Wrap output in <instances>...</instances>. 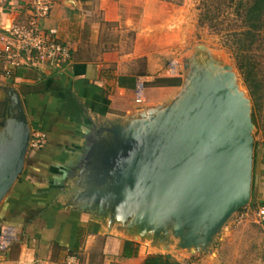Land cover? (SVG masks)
I'll return each mask as SVG.
<instances>
[{"label":"water","instance_id":"95a60500","mask_svg":"<svg viewBox=\"0 0 264 264\" xmlns=\"http://www.w3.org/2000/svg\"><path fill=\"white\" fill-rule=\"evenodd\" d=\"M208 59L169 104L97 132L82 175V210L133 240L199 254L250 204L252 103L233 67ZM9 103L0 132V205L23 174L32 134L18 96Z\"/></svg>","mask_w":264,"mask_h":264},{"label":"crops","instance_id":"0c3cea01","mask_svg":"<svg viewBox=\"0 0 264 264\" xmlns=\"http://www.w3.org/2000/svg\"><path fill=\"white\" fill-rule=\"evenodd\" d=\"M30 3L0 0V50L5 48L4 31L26 17ZM118 6L114 0H56L42 26L56 30L59 41L70 47L72 63L62 71L22 67L13 81L0 73V132L9 101L18 96L31 132L47 140L43 149H29L23 174L0 205V230L12 226L20 236L0 255V264H92L96 252L117 264H143L150 255H166L81 209L79 195L88 185L82 175L97 132L117 119L139 118L169 104L179 89L156 85L170 77L157 73L153 62L144 72L126 71L134 55L119 58L108 51L103 26L121 22ZM142 84L145 103L139 106L135 92ZM252 198L258 206L264 204V147L254 167ZM126 242L138 246L136 257H123Z\"/></svg>","mask_w":264,"mask_h":264},{"label":"rangeland","instance_id":"374dc122","mask_svg":"<svg viewBox=\"0 0 264 264\" xmlns=\"http://www.w3.org/2000/svg\"><path fill=\"white\" fill-rule=\"evenodd\" d=\"M114 1L118 2V12L123 18L119 23L103 26V39L108 51L119 58L134 55L130 62L136 65H126V71L144 72L147 64L153 62L157 73L181 79L179 94L193 68L208 64V56L218 68L233 67L238 85L252 103L253 137L258 153L264 147V31L263 38L253 47L250 74L240 70L233 53L225 47L227 36L244 30L234 7H229L231 2L223 8L220 23L214 27L200 22L203 0ZM202 47L208 49V56ZM257 208L258 202L252 198L225 225L208 252L191 254L178 250L176 245L164 249L152 247L150 241L146 243L151 251L170 254L181 264H264V230L258 226ZM93 260L92 264H117L115 260L102 258L100 252L95 253Z\"/></svg>","mask_w":264,"mask_h":264},{"label":"built area","instance_id":"2783aa9c","mask_svg":"<svg viewBox=\"0 0 264 264\" xmlns=\"http://www.w3.org/2000/svg\"><path fill=\"white\" fill-rule=\"evenodd\" d=\"M56 0H31L30 9L22 20L4 31L0 50L2 76L12 81L15 72L22 67L40 68L46 66L55 71L66 69L73 61L69 46L59 41L56 30H45L43 22L51 15ZM145 86L139 85L135 102L143 106ZM47 143L46 136L32 132L29 149L39 151ZM257 220L264 230V204L257 208ZM19 232L12 226L0 230V255L6 254L19 242Z\"/></svg>","mask_w":264,"mask_h":264},{"label":"trees","instance_id":"16d2710c","mask_svg":"<svg viewBox=\"0 0 264 264\" xmlns=\"http://www.w3.org/2000/svg\"><path fill=\"white\" fill-rule=\"evenodd\" d=\"M203 0L200 7L201 11V24H213L218 26L220 17L223 13V8L231 2L235 9L237 21H241L244 30L235 32L226 37L225 47L230 50L240 70L248 71L250 74L253 72V59H254V45L263 37L264 31V0ZM234 5V6H233ZM1 73V70H0ZM17 75H14L13 80ZM249 77V76H248ZM12 80V81H13ZM163 84L166 86H181V79L177 77H170L158 80L156 85ZM255 164L257 161V146H255ZM262 205V204H261ZM138 254V246L132 242H126L123 252L124 258L136 257ZM143 264H180L171 255H150Z\"/></svg>","mask_w":264,"mask_h":264}]
</instances>
